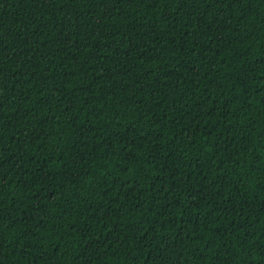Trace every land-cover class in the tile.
<instances>
[{
  "label": "trees",
  "instance_id": "1",
  "mask_svg": "<svg viewBox=\"0 0 264 264\" xmlns=\"http://www.w3.org/2000/svg\"><path fill=\"white\" fill-rule=\"evenodd\" d=\"M0 264H264V0H0Z\"/></svg>",
  "mask_w": 264,
  "mask_h": 264
}]
</instances>
